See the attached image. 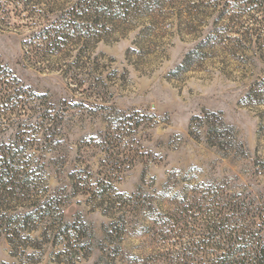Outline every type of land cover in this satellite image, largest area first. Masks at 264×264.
<instances>
[{
    "label": "rangeland",
    "instance_id": "374dc122",
    "mask_svg": "<svg viewBox=\"0 0 264 264\" xmlns=\"http://www.w3.org/2000/svg\"><path fill=\"white\" fill-rule=\"evenodd\" d=\"M250 2L141 0L32 58L40 27L9 8L1 62L43 98L0 118L17 178L0 196V264H186L202 233L182 219L203 215L178 210L211 194L250 204L264 229V5ZM205 113L232 136L212 146L193 122Z\"/></svg>",
    "mask_w": 264,
    "mask_h": 264
},
{
    "label": "trees",
    "instance_id": "16d2710c",
    "mask_svg": "<svg viewBox=\"0 0 264 264\" xmlns=\"http://www.w3.org/2000/svg\"><path fill=\"white\" fill-rule=\"evenodd\" d=\"M53 1L0 0V25L2 27L12 28V17L9 10L11 6H15L17 10L15 15L19 20H26L33 27H40L38 32L32 34L24 44L33 48V53L30 54L28 51L31 58L34 57V52L37 56L42 55L43 47L49 49L51 54L60 52L64 45L69 43L71 34L92 36L90 35L91 30L102 27V18L113 19L123 16L126 14L125 11L135 8L141 0H78L64 14L56 18L50 15L54 11L47 9ZM237 1L243 2L244 0ZM250 1V4L264 5V0ZM32 96L43 98L31 89L24 88L13 73L3 66L0 57V118L4 119L10 115L17 118L22 116V112L25 113L27 108L25 99ZM47 112V110L38 112L40 113L39 118L42 119L41 124H46V121L51 119L47 118ZM211 117H215V121ZM196 121H200L201 126L207 127V137L212 146L220 145L221 141L226 139V132L229 135L232 134V129L225 125L218 114L205 113L203 117H195L193 122ZM14 180H17L14 156L10 151L0 153V196L17 187ZM207 199L209 200L192 199L191 203L178 210L183 215H188L191 211L203 215L200 218L201 222L197 216L193 222L187 218L182 219L187 222L188 227L192 225L199 228L202 233L201 240L197 244L190 243L188 255L182 256L186 264L196 262L194 257L197 252H204L200 264H264V229L257 225L256 216L251 212V205L245 201L224 198L218 194H211L207 196ZM48 206L47 211L52 207ZM128 206L138 207V202L135 203L134 197L128 199ZM38 212L36 210L28 213L23 218L26 221ZM47 213L49 212H45V215H49ZM250 215L252 217H249ZM65 226L67 230L70 224ZM162 227L166 226L161 222L160 232L161 234L165 232L163 236L168 232H174L172 226L167 227L165 231ZM162 239L166 242L167 238ZM179 257L176 259H180ZM171 259L170 261L175 262V258Z\"/></svg>",
    "mask_w": 264,
    "mask_h": 264
}]
</instances>
